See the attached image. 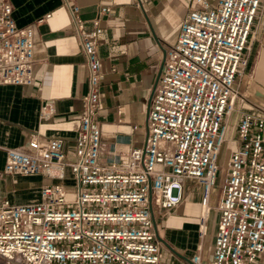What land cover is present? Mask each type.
<instances>
[{
  "label": "built area",
  "instance_id": "obj_1",
  "mask_svg": "<svg viewBox=\"0 0 264 264\" xmlns=\"http://www.w3.org/2000/svg\"><path fill=\"white\" fill-rule=\"evenodd\" d=\"M67 1L89 79L74 156L64 151L63 137L42 139L37 133H31L29 149L5 148L7 171L45 174L50 180L41 186L40 200L1 201L0 264H159L152 204L162 210L177 206L190 178L202 192L192 263L264 264V108L241 113L237 146L226 157L219 197L211 202L235 107L234 83L244 76L245 51L263 0H218L216 5L195 0L197 6L184 13L176 38L165 47L144 143L132 145L124 159L113 145L104 162L100 128L93 122L103 28L99 16L86 27L79 6ZM110 10L100 6L101 14ZM12 13L10 0H0V83L29 85L35 71L34 30L19 27ZM40 109L42 118L54 112L50 101ZM214 209L212 257L204 263L200 253Z\"/></svg>",
  "mask_w": 264,
  "mask_h": 264
},
{
  "label": "crops",
  "instance_id": "obj_2",
  "mask_svg": "<svg viewBox=\"0 0 264 264\" xmlns=\"http://www.w3.org/2000/svg\"><path fill=\"white\" fill-rule=\"evenodd\" d=\"M216 5L218 0H207ZM13 18L19 27L34 30L33 83H0V203L41 199L40 188L50 179L45 174H13L4 166L5 148L29 149L31 133L63 137L64 151L74 156L75 134L80 124L82 96L87 91L88 65L82 51L81 37L72 22L67 0H10ZM80 16L91 26L100 17L102 32L97 49L101 64L100 98L94 120L100 128L101 156L104 162L114 145L122 159L132 145H142L145 136L147 100L155 82L165 47L173 41L184 13L197 6L195 0H74ZM111 7L101 14L100 6ZM49 13V15H47ZM43 17V19H41ZM41 19V20H40ZM244 76L235 80V107L227 133L226 149L235 141L236 125L242 112L264 108V0L252 25ZM146 98L145 111L140 103ZM45 101L53 104L50 117L40 116ZM135 124L139 126L134 127ZM236 145V141H235ZM237 146V145H236ZM69 172V171H68ZM69 183L70 180H64ZM214 188L211 202L219 197ZM183 198L177 206L161 209L152 204L155 230L161 248L159 264H193L197 252L202 192L192 178L183 183ZM207 235L200 253L201 261L212 257L213 239L218 219L211 211Z\"/></svg>",
  "mask_w": 264,
  "mask_h": 264
},
{
  "label": "rangeland",
  "instance_id": "obj_3",
  "mask_svg": "<svg viewBox=\"0 0 264 264\" xmlns=\"http://www.w3.org/2000/svg\"><path fill=\"white\" fill-rule=\"evenodd\" d=\"M246 70V69H245ZM237 95V94H236ZM145 103H146V98L145 99H143L142 101H141V103H140V106H141V109L142 110H144L145 111V108H146V106H145ZM229 148L231 149L232 147H236V145H235V141L232 139V141H230L229 142ZM228 154H229V150L228 149H225V151L223 152V154H222V157H221V165H220V169H219V171H218V181H217V183L219 184L222 180H223V178H224V173H225V164H226V157L228 156Z\"/></svg>",
  "mask_w": 264,
  "mask_h": 264
},
{
  "label": "water",
  "instance_id": "obj_4",
  "mask_svg": "<svg viewBox=\"0 0 264 264\" xmlns=\"http://www.w3.org/2000/svg\"><path fill=\"white\" fill-rule=\"evenodd\" d=\"M163 60H164V54H163V57H162V59H161V63H160V66H159V69H158V72H157V74H156V79H155V82H154V84H153V86H152V88H151V93H150V95H149V98H148V100H147V103H146V106H147V110H148V108H149V103H150V100H151V97H152V95H153V93H154V88H155V86H156V84H157V82H158V78H159V74H160V72H161V70H162V67H163V64H164V62H163ZM147 112V111H146ZM156 231V230H155ZM157 234V233H156ZM157 236H158V234H157Z\"/></svg>",
  "mask_w": 264,
  "mask_h": 264
}]
</instances>
